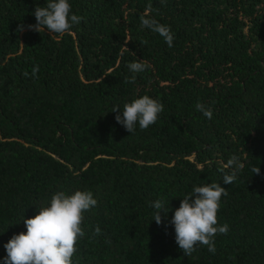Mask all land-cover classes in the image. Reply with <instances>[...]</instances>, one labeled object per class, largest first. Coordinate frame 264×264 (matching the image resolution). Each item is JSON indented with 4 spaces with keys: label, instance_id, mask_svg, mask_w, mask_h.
<instances>
[{
    "label": "trees",
    "instance_id": "1",
    "mask_svg": "<svg viewBox=\"0 0 264 264\" xmlns=\"http://www.w3.org/2000/svg\"><path fill=\"white\" fill-rule=\"evenodd\" d=\"M47 2L0 0V264L24 219L78 190L98 203L73 264H264V0H70L83 18L70 31L28 30ZM145 19L170 26L172 47ZM137 59L150 67L132 73ZM144 95L164 111L131 133L116 116ZM211 183L228 190L217 226L229 231L215 254L186 256L174 212ZM157 200L170 209L159 225Z\"/></svg>",
    "mask_w": 264,
    "mask_h": 264
},
{
    "label": "clouds",
    "instance_id": "2",
    "mask_svg": "<svg viewBox=\"0 0 264 264\" xmlns=\"http://www.w3.org/2000/svg\"><path fill=\"white\" fill-rule=\"evenodd\" d=\"M37 23L28 25V30L41 33L48 30L51 34H63L79 24L82 17L72 13L70 0H48L46 6L37 5L34 12ZM142 26L151 28L160 34L169 47L173 45L174 35L170 26L160 24L155 20L145 19ZM23 23L18 27V32H23ZM146 61L138 60L128 65L132 73H140L149 68ZM39 67L32 69L35 76ZM28 76L26 72L24 74ZM135 75L125 83H134ZM195 109L205 117L211 119L213 112L210 106L197 102ZM115 107L112 112H119ZM164 111V105L157 99L144 95L126 103L123 106V115H117L116 121L131 133L135 131L137 123L144 130L154 125L159 115ZM232 163V161H230ZM253 172L259 174L260 168ZM236 179V172L224 176V185H231ZM228 190L218 183L195 186L193 191L182 198L180 207L175 210L171 224L175 227V239L179 248L186 256L196 250L197 245H205L209 252L215 254V236L227 234L229 225L217 226V214L220 209L222 196H227ZM94 194L89 191H76L68 195L64 191L56 192L48 207H39L38 214L33 218L24 219L26 233L14 235L4 245L7 257L5 264H73L72 257L77 251V242L85 233L81 227L84 213L97 205ZM150 207L157 211L154 215L155 222L162 224L161 212L167 215L170 211L162 201L150 202ZM95 235L101 234L97 226Z\"/></svg>",
    "mask_w": 264,
    "mask_h": 264
}]
</instances>
